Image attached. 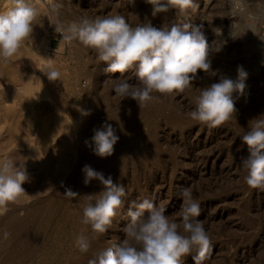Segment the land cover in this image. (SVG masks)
<instances>
[{"label": "rangeland", "instance_id": "obj_1", "mask_svg": "<svg viewBox=\"0 0 264 264\" xmlns=\"http://www.w3.org/2000/svg\"><path fill=\"white\" fill-rule=\"evenodd\" d=\"M30 3L38 11L33 38L22 45L11 61L0 60V162L12 160L18 168L25 165L32 178L23 184L26 193L20 201L10 204L6 214L0 216V264H87L93 258L91 254L95 256L126 238L123 229L130 220L128 210L143 199L163 206L164 214L180 224L177 213L183 203L180 195L183 188L191 189L193 199L199 203L200 215L196 219L210 240L203 264H264V190L253 189L244 180L247 172L242 160L248 152L240 138L248 131L249 121L264 114V45L257 43L264 40V0H193V7L182 17L175 10L154 17L152 6L145 0H135L134 4H129V0H30ZM11 6V0H0V12ZM110 15L123 16L132 27L147 23L170 27L178 22L203 25L211 45V66L218 70L217 75L207 76L200 71L184 92L154 93L143 107L130 98L121 100L113 85L124 79L136 84L133 73L124 76L105 73L107 64H98L94 51L77 41L65 43L51 25L57 20L68 25L84 17ZM213 28L222 29L223 35L215 37ZM248 28L253 29L252 33ZM230 30L245 34L233 39ZM214 39L226 41L219 52L215 51L217 44H212ZM45 65L60 72V81L48 80L38 69ZM238 65L248 72V78L245 95L234 94L237 111L232 118L212 128L193 121L188 114L194 110L200 90L219 82L222 76L236 79ZM81 109L90 114L82 115ZM105 122L116 128L119 140L112 156L100 158L85 141H90L93 129ZM68 136L77 138V147L72 151L68 147L70 142L64 138ZM62 153L65 156L71 153L70 159ZM46 154H51V159ZM207 157L211 158L209 163L200 164ZM40 162L47 166H43L44 172ZM62 162H66L67 169ZM86 164L102 172L105 178L111 175L126 191L123 209L113 218L106 235L99 239L91 234L90 226L81 223L83 204L89 195L98 194L103 187L98 180L83 183L82 168ZM144 171L150 172L149 176ZM48 173L54 174V179L59 174V179H52ZM40 175L44 177L39 179ZM37 179L38 183H34ZM45 179L53 186L46 187V181L42 183ZM55 181H59L57 185ZM65 188L79 195L68 198L64 195ZM41 205L47 210L51 208L50 213ZM29 206L34 207L31 223L28 220L19 225L21 228L14 226V220L27 214ZM34 214L39 216V223ZM31 225L34 230L30 231ZM5 231L10 233L7 240L3 239ZM81 233L91 235L92 239L88 238L91 242L94 239L92 245L98 243L96 248L91 245L85 256L75 247V238ZM30 240L32 244L26 242ZM195 255V251L188 255L183 264H194Z\"/></svg>", "mask_w": 264, "mask_h": 264}, {"label": "clouds", "instance_id": "obj_2", "mask_svg": "<svg viewBox=\"0 0 264 264\" xmlns=\"http://www.w3.org/2000/svg\"><path fill=\"white\" fill-rule=\"evenodd\" d=\"M145 2L152 6L154 17L169 10H175L182 17L193 7V0ZM134 3L135 0H129V4ZM11 4L6 11L0 12V60L5 63L11 61L22 45L33 38L34 22L38 16L30 0H11ZM51 25L56 33L62 35L65 43L77 41L85 49L94 51L97 63L107 64L103 70L105 73H118L120 76L133 73L136 84L124 79L115 82L113 88L121 100L130 98L139 107L145 106L154 93L172 95L184 92L197 79L200 71L207 76L217 75L218 70H213L211 66V45L203 25L178 22L170 27H155L150 23L132 27L120 15L84 17L68 25L57 20ZM211 30L215 37L223 35L222 29ZM244 34L229 31L233 39ZM225 43V40L212 41V44H217L216 52L222 50ZM38 69L49 81H60V72L51 65ZM247 78L248 72L238 65L236 79L222 76L219 82L201 89L195 98L194 110L188 115L193 121L209 128L229 120L237 111L234 94L245 95ZM37 94L32 98H36ZM81 113L90 114L83 109ZM93 133L90 141H85L86 146L100 158L112 156L119 140L116 128L105 122L101 127L94 128ZM240 138L248 152L242 160L247 172L244 180L251 188L264 190V114L251 119L248 131ZM82 172L85 185L98 180L103 186L98 194L89 195L82 206L81 223L90 226L91 233L99 238L107 233L113 218L123 207L126 191L114 182L111 175L105 178L102 172L87 164ZM28 181L25 165L18 168L12 160L0 162V216L6 214L10 204L18 203L25 195L23 184ZM64 195L75 198L79 193L65 188ZM180 195L183 200L177 213L181 218L180 224L164 214L163 206L157 207L147 199L134 203L127 213L129 223L123 229L126 238L120 244L100 251L88 260V264H183L194 251V264H203L210 240L203 225L196 219L200 215V206L193 199L191 189L183 188ZM9 236L7 231L3 233L4 240ZM75 247L81 254L87 253L91 241L81 233L75 238Z\"/></svg>", "mask_w": 264, "mask_h": 264}, {"label": "bare ground", "instance_id": "obj_3", "mask_svg": "<svg viewBox=\"0 0 264 264\" xmlns=\"http://www.w3.org/2000/svg\"><path fill=\"white\" fill-rule=\"evenodd\" d=\"M261 19H262V18H261ZM261 21H263V19H262ZM247 30L249 31V33H252V31H253V29H249V28H248ZM256 33H258V29H257V32H256ZM257 43H258V45H264V40H259V41H257ZM232 48H233V47H232ZM126 127H127V126H126ZM91 128H92V127H91ZM88 131H89V130H88ZM82 132H83V131H82ZM85 132H87V131H85ZM118 132H119V131H118ZM75 134H76V133H75ZM84 134H85V133H84ZM87 134H88V133H87ZM65 136H66V135H65ZM79 136H80V135H79ZM79 136H78V137H79ZM84 136H85V135H84ZM84 136H82V137H84ZM124 136H125V135H124ZM126 136H127V135H126ZM43 137H44V136H43ZM64 138H65L67 141L70 142V146H68V145H67V146L69 147V149H71V151L74 150L75 147H77V145H75V139H77V138L74 139L72 136H70V137L68 136L67 138H66V137H64ZM124 138H125V137H124ZM124 138H123V139H124ZM78 140H79V139H78ZM65 143H67V142L65 141ZM67 144H68V143H67ZM76 144H78V143H76ZM60 145H61V144H60ZM116 145H117V143H116ZM116 145L114 146V149H115V150H116V148H117ZM63 146H64V144H63ZM64 147H66V146H64ZM118 147H120V146H118ZM61 148H63V147H61ZM66 148H67V147H66ZM118 149H119V148H118ZM60 150H61V149H60ZM66 150H67V149H66ZM66 150H65V152H66ZM76 150H78V149H76ZM76 150H75L74 152H76ZM118 151H119V150H118ZM48 152H49V151H48ZM74 152H72V153H74ZM119 152H120V151H119ZM50 153H51V151H50ZM28 154H29V153H28ZM35 154H36V153H35ZM41 154H42V153H41ZM62 154L64 155L65 153H62ZM69 154H71V153H69ZM69 154H66V156L68 155V157H66V156L64 155V157H66L67 160H68V158H69ZM80 154H81V153H80ZM46 155H47V154H46ZM50 155H51V154H50ZM50 155H47V156L49 157ZM57 155H60V154H57ZM72 155L74 156L75 154H72ZM82 155H83V153H82ZM70 156H71V155H70ZM36 157H37V156H36ZM43 157H44V155H43ZM48 157H45V159L48 158ZM52 157H53V156H52ZM62 157H63V156H62ZM50 159H51V156H50ZM64 159H65V158H64ZM64 159H63L62 161H64ZM69 159H70V158H69ZM82 159H83V158H82ZM210 159H211L210 157L203 158V159H201V163H200V164H203L204 166H206V165L209 163ZM47 161H48V160H47ZM44 162H45V161H44ZM51 162H52V161H51ZM41 163H42V162H40V164H41ZM45 163H46V162H45ZM67 163H68V161H67ZM70 163H71V162H70ZM40 164H39V165H40ZM62 164H63V162H62ZM64 164H65V166H64V168H65V167H66V162H65ZM64 164H63V165H64ZM68 164H69V163H68ZM39 165H38V167H41V166H39ZM41 165H42V164H41ZM48 165H50V164L48 163ZM43 166H44L45 168H47V166H45L44 164L42 165V167H43ZM52 166H53V165H52ZM69 166H70V165H69ZM44 167L42 168L41 171H43V169L45 170ZM58 167H59V166H58ZM60 167H61V169H63L62 166H60ZM67 167H68V165H67ZM48 168H50V167L48 166ZM52 168H53V167H52ZM40 169H41V168H40ZM50 169H51V168H50ZM50 169H48V171H50ZM65 169H67V168H65ZM48 171H47V172H48ZM51 171H52V169H51ZM59 171H60V170H59ZM155 171H156V170H155ZM157 171H158V170H157ZM36 172H37V171H36ZM43 172H44V171H43ZM43 172H42V173H43ZM31 173H32V172H31ZM52 173H53V172H52ZM56 173H57V172H56ZM144 173H145V171H144ZM144 173H143V175H144ZM148 173L150 174V172H148ZM48 174H49V173H48ZM145 174H147V173H145ZM149 174H147V175L149 176ZM42 175H43V174H42ZM42 175L38 176V178L40 179ZM46 175H47V174H46ZM46 175L44 174V176H46ZM53 175H54V174H53ZM53 175L49 174L48 176H49V177L52 176V177H53L52 179H54V176H53ZM55 175H57V174H55ZM58 175H59V174H58ZM58 175H57V176H58ZM153 175H154V174H153ZM157 175H158V174H157ZM32 176H33V175H32ZM44 176H42V177H44ZM57 176H56V178H55L54 180H58V179H59V177H57ZM62 176H63V175H62ZM144 176H145V175H144ZM144 176H143V177H144ZM49 177H47V178H49ZM151 177H152V176H151ZM57 178H58V179H57ZM61 178H63V177H61ZM137 178H138V177H137ZM144 178H145V177H144ZM29 179L31 180L32 178H29ZM35 179H36V178H35ZM52 179H51V183L54 182V181H52ZM142 179H143V178H142ZM145 179H146V178H145ZM151 179H152V178H151ZM157 180H158V179H157ZM31 181H32V180H31ZM36 181H37V182H36ZM43 181H44V182H43ZM43 181H42V183L45 184L46 179L43 180ZM142 181H143V180H142ZM29 182H30V181H29ZM39 182L41 183V181H39ZM57 182H59V181H55L56 185H57ZM136 182L138 183L137 180H136ZM140 182H141V181H139V184H140ZM156 182H157V181H156ZM34 183H38V179L35 180ZM34 183H33V184H34ZM40 183H39V184H40ZM55 183H54V184H55ZM65 183H67V182H65ZM33 184H32V186H33ZM44 184H43V185H44ZM47 184H48V185H47ZM49 184H50V180L46 181V184H45L46 187L49 186ZM60 184H61V183H60ZM35 185H36V184H34V186H35ZM43 185H42V186H43ZM157 185H158V184H157ZM32 186H29L30 189H31ZM34 186H33V187H34ZM37 186H38V185H37ZM37 186H35V187H37ZM52 186H53V185H52ZM52 186H49V187H52ZM126 186H127V185H126ZM161 186H163V184H162ZM46 187H45V189H46ZM54 187H55V186H54ZM57 187H58V186H56L55 188H57ZM134 187H135V186H134ZM134 187H133V188H134ZM136 187H137V186H136ZM163 187H164V186H163ZM38 188H40V187L38 186ZM55 188H54V189H55ZM154 188H155V187H154ZM35 189H36V188H35ZM35 189H33V193H36V192H34ZM51 189L54 190L53 188H51ZM59 189H60V188H59ZM36 190H37V192L39 193L38 189H36ZM47 190H48V189H47ZM56 190H57V189H56ZM129 190H130V187H129ZM138 190H139V188H138ZM153 190H154V189H153ZM40 191H41V189H40ZM42 191H44V190H42ZM49 191H50V188H49ZM57 191H58V190H57ZM57 191H56V192H57ZM127 191H128V190H127ZM130 191H131V190H130ZM130 191H129V192H130ZM147 191H148V189H147ZM151 191H152V190H151ZM31 192H32V191H31ZM31 192H30V193H31ZM50 192H51V191H50ZM129 192H128V193H129ZM160 192H161V191H160ZM33 193H31V194H33ZM38 193H37V194H38ZM44 193H46V192L44 191ZM44 193H43V194H44ZM48 193H49V192H48ZM51 193H53V191H52ZM51 193H50V194H51ZM57 193H58V192H57ZM59 193H60V192H59ZM128 193H127V194H128ZM131 193H133V192H131ZM138 193H139V192H138ZM138 193H137V195H138ZM146 193H147V192H146ZM153 193H154V191H153ZM28 194H29V191H28ZM31 194H30V196H29V197H30L29 199H31V197H32ZM129 194H130V193H129ZM134 194H135V193H134ZM140 194H141V193H140ZM39 195H40V193H39ZM41 195H42V192H41ZM55 195H56V194H55ZM145 195H146V194H145ZM148 195H150V194H148ZM154 195H155V194H154ZM157 195H158V194H157ZM161 195H162V194H161ZM33 196L36 197L37 195L34 194ZM44 196H45V195H44ZM48 196L50 197L51 195H48ZM48 196H47V197H48ZM130 196H132V195H130ZM133 196H134V195H133ZM135 196H136V195H135ZM139 196H140V195H139ZM51 197H52V196H51ZM149 197H150V196H149ZM26 198H27V196L25 197V199H26ZM39 198H40V197H39ZM39 198H37V199H39ZM137 198H138V197H137ZM142 198H143V197H142ZM152 198H153V197H152ZM29 199H27V200L29 201ZM48 199L50 200V199H52V198H48ZM140 199H141V198H140ZM159 199H160V198H159ZM40 200H41V198H40ZM42 200H44V199L42 198ZM42 200H41V201H42ZM46 200H47V198H46ZM143 200H144V199H143ZM34 201H35V200H34ZM37 201H38V200H37ZM47 201H48V200H47ZM38 202H39V201H38ZM38 202H37V204H38ZM44 202H45V200H44ZM44 202H42V203L45 204ZM48 202L51 203V201H48ZM48 202H46V204H47ZM128 202H129V201H128ZM135 202H136V201H135ZM27 203H30V202H27ZM27 203H26V204H27ZM31 203H32V200H31ZM35 203H36V201H35ZM52 203H54V202H52ZM56 203H57V202H56ZM153 203H154V202H153ZM159 203H160V202H159ZM26 204H25V205H26ZM46 204H45V205H46ZM39 205H40V204H39ZM32 206H34L33 203H32V205H31V207H32ZM41 206H42V205H41ZM47 206H48V205H47ZM14 207H15V205H14ZM14 207H13V209H14ZM25 207H26V206H25ZM29 207H30V206H29ZM31 207H30V208H31ZM50 207H53V206L50 205ZM59 207H60V206H59ZM21 208H22V207H21ZM35 208H37V207H35ZM41 208H44V207L42 206ZM41 208H40V209H41ZM53 208H54V207H53ZM128 208H129V207H128ZM24 209H25V208H24ZM33 209H34V207H33ZM33 209L31 208V209H29L28 211L26 210V211H27V212H26L27 214L24 213V214L26 215V216L24 215L25 218H24V216H23V217L21 216L22 218H20V217L18 216V218H16V219L14 220L13 225H14V226L17 225L18 228H21V227H19L20 224H22V223H24V222L30 220V217H31V210H32V213H34V212H33ZM44 209H45V208H44ZM122 209H123V208H122ZM38 210H39V208H38ZM38 210H37V211H38ZM46 210H47V208L45 209V211H46ZM50 210H51V208H49V210H47V211H49V213H50ZM13 211H16V210H13ZM17 211H18V210H17ZM29 211H30V212H29ZM34 211H35V210H34ZM40 211H41V210H40ZM41 212H42V211H41ZM41 212H40V214H41ZM43 212H44V211H43ZM47 213H48V212H47ZM119 213H120V212H119ZM13 214H15V213H13ZM40 214L38 213V215H40ZM49 215H50V214H49ZM117 215H118V214H117ZM122 215H124V214H122ZM15 216H16V215H15ZM34 216H35V214H34ZM36 216H37V215H36ZM36 216H35V217H36ZM16 217H17V216H16ZM32 217H33V216H32ZM37 217H38V218H35V219H36V222L38 221L37 219H39V216H37ZM42 217H43V216H42ZM42 217H41V218H42ZM14 218H15V217H14ZM14 218H13V219H14ZM32 219H33V218H32ZM33 220H34V219H33ZM39 220H40V219H39ZM43 220L46 221V220H48V219H46V220L43 219ZM43 220H42V222H44ZM12 222H13V221H12ZM28 222H29V221H28ZM32 222H33V221H32ZM36 222H35V223H36ZM40 222H41V221H40ZM30 223H31V220H30ZM30 223H29V225H30ZM38 223H39V221H38ZM24 224H25V223H24ZM40 224H42V223H40ZM47 224H48V223H47ZM123 224H124V223H123ZM26 225H27V223H26ZM29 225H28V226H29ZM32 225H33V224H32ZM32 225H31V226H32ZM36 225H37V224H36ZM44 225H46V223H45ZM126 225H127V224H126ZM17 226H16V227H17ZM23 226H25V225H23ZM40 226H41V225H40ZM122 226H123V225H122ZM25 227H26V226H25ZM34 227H35V225H34ZM41 227H42V226H41ZM45 227H46V226H45ZM45 227H44V228H45ZM12 228H13V226H12ZM14 228H15V227H14ZM18 228H15V229H18ZM29 228H30V227H29ZM44 228H43V229H44ZM46 228H47V227H46ZM110 228H111V227H110ZM121 228H122V227H121ZM31 229H33V226L30 228V231H31ZM38 229H40V227H39ZM43 229H42V230H43ZM86 229H88V228H86ZM86 229H84V230H86ZM118 229H119V228H118ZM13 230H14V229H13ZM21 230H22V229H21ZM33 230H34V229H33ZM45 230H46V229H45ZM113 230H114V229H113ZM18 231H19V229H18ZM26 231H27V230H26ZM26 231H25V232H26ZM37 231H38V230H36V232H37ZM86 231H87V230H86ZM114 231H115V230H114ZM25 232H24V233H25ZM43 232H44V231H43ZM84 232H85V231H84ZM115 232H116V231H115ZM115 232H114V233H115ZM123 232H124V231H123ZM14 233H15V232H14ZM26 233H27V232H26ZM39 233H40V232H38L36 235H38ZM111 233H112V232H111ZM16 234L18 235L17 232H16ZM21 234H22V233H21ZM43 234H44V233H43ZM87 234H88V232H87ZM87 234H86V235H87ZM91 234L93 235V233H91ZM109 234H110V232H109ZM115 234H116V233H115ZM28 235H29V234H28ZM31 235H32V233H31ZM40 235H41V234H40ZM84 235H85V234H84ZM105 235H106V234H105ZM112 235H113V234H112ZM18 236H19V235H18ZM32 236H33V235H32ZM32 236H30V237H32ZM90 236H91V235H90ZM90 236L88 235V237L92 239V237H90ZM101 236H103V235H101ZM109 236H110V235H109ZM26 237H28V236L26 235ZM39 237H40V236H39ZM113 237H114V236H113ZM113 237H112V238H113ZM32 238H33V237H32ZM34 238H35V236H34ZM99 238H100V237H99ZM99 238H98V239H99ZM98 239H97V240H98ZM31 240H33V239H31ZM31 240H30V242H28V241H26V242L32 244ZM93 240H94V239H93ZM93 240H92V242H93ZM95 240H96V239H95ZM101 240H103V239H101ZM101 240H100V241H101ZM107 240H108V239H107ZM34 241H35V240H34ZM103 241H104V240H103ZM92 242H91V243H92ZM97 242H98V241H97ZM94 243H95V242H94ZM99 243H100V242H99ZM103 243H104V242H103ZM107 243H108V242H107ZM96 244H98V243H96ZM96 244H95V245H96ZM105 244H106V243H105ZM91 245H92V244H91ZM95 245H92V246L96 248L97 246H95ZM98 246H99V245H98ZM107 246H108V245H107ZM90 250H91V248H90ZM92 250H93V248H92ZM15 251H16V250H15ZM30 251H31V250H30ZM97 251H99V250H97ZM101 251H102V250H101ZM91 252H92V251H91ZM93 252H94V250H93ZM87 253H88V252H87ZM97 253H98V252H97ZM95 254H96V251H95L94 255H95ZM78 255H80V254L78 253ZM81 255H82V254H81ZM85 255H86V253H84L83 256H85ZM87 255H88V254H87ZM18 256H19V255H18ZM83 256H81V257H82L81 260L84 258ZM92 257H94V256H92V254H91V258H92ZM187 257H188V256H187ZM27 260H28V259H27ZM85 260H86V259H85ZM76 261H77V260H76ZM79 261H80V260H79ZM18 263H20V262H18ZM18 263H16V264H18ZM81 263H84V262L82 261ZM77 264H78V262H77ZM87 264H88V262H87Z\"/></svg>", "mask_w": 264, "mask_h": 264}, {"label": "built area", "instance_id": "obj_4", "mask_svg": "<svg viewBox=\"0 0 264 264\" xmlns=\"http://www.w3.org/2000/svg\"><path fill=\"white\" fill-rule=\"evenodd\" d=\"M170 11V10H169ZM168 11V12H169ZM262 34H263V37H264V22H263V26H262Z\"/></svg>", "mask_w": 264, "mask_h": 264}]
</instances>
